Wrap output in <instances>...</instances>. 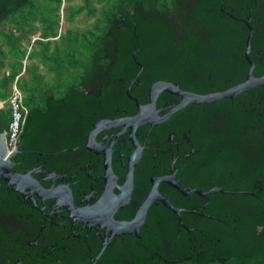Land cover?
I'll return each instance as SVG.
<instances>
[{"label":"water","instance_id":"water-1","mask_svg":"<svg viewBox=\"0 0 264 264\" xmlns=\"http://www.w3.org/2000/svg\"><path fill=\"white\" fill-rule=\"evenodd\" d=\"M180 10L194 34L118 13L101 82L45 98L11 153L0 123V264L264 254V0Z\"/></svg>","mask_w":264,"mask_h":264},{"label":"trees","instance_id":"trees-1","mask_svg":"<svg viewBox=\"0 0 264 264\" xmlns=\"http://www.w3.org/2000/svg\"><path fill=\"white\" fill-rule=\"evenodd\" d=\"M63 1L70 0H51L50 2L24 0L18 7L14 4L0 5V71L5 69L2 73L3 77L0 78V123L4 132L10 121L7 100L11 94L12 83L22 94L27 116L32 113L45 114V98H50V101L54 103L60 102L70 91L79 93L80 88L85 86L92 88L93 84L101 82L102 66L105 60L110 58L108 39L113 32L111 21H118V13L123 17L131 16L132 12H148L150 9L158 15L172 13L184 31L194 34L191 23L184 24L182 20L180 6L183 0H81L80 7L70 8L67 20L70 21L82 9H85L86 16L93 19L90 29L82 31L80 38L77 32L71 30L57 34L58 12ZM47 8L53 11L52 21L45 20L48 14ZM20 14L29 16L21 18ZM10 18L20 22H16V26L12 27L7 23ZM7 29L8 33H6ZM35 32L38 33V40L35 42L38 51L31 49L26 55L29 42L33 44L28 37ZM5 35L8 36L5 38ZM71 38L73 39L70 41ZM78 40L82 47L79 49L84 55L74 57L75 43ZM3 47H7V53L1 51ZM33 59L38 60V64L33 63ZM27 61L30 65L29 69L26 67ZM39 65L51 76L45 77L43 73L38 72ZM24 123L25 120L18 138L23 131ZM252 229L255 233H259L261 226L258 225ZM176 264L195 263L184 260ZM204 264L219 263L210 261ZM221 264H240V262L234 257H228ZM243 264H264V254L250 256L243 260Z\"/></svg>","mask_w":264,"mask_h":264},{"label":"built area","instance_id":"built-area-1","mask_svg":"<svg viewBox=\"0 0 264 264\" xmlns=\"http://www.w3.org/2000/svg\"><path fill=\"white\" fill-rule=\"evenodd\" d=\"M7 104L10 112V121L4 132L5 145L7 152H13L15 143L18 140V135L23 121L26 117V108L22 101V94L18 91L12 83L11 94L8 97Z\"/></svg>","mask_w":264,"mask_h":264},{"label":"flooded vegetation","instance_id":"flooded-vegetation-1","mask_svg":"<svg viewBox=\"0 0 264 264\" xmlns=\"http://www.w3.org/2000/svg\"><path fill=\"white\" fill-rule=\"evenodd\" d=\"M49 2L51 1V0H48ZM73 1H79V3L77 4V5H73ZM82 1L81 0H70V1H68V2H64L63 1V3H61V6H60V9H59V12H58V29H57V34H63L64 33V31L65 30H70V28L69 27H67V24L68 23H70L71 22V20L72 19H74L75 17H77V16H79V15H83V17L84 18H86L87 16H86V14H85V9H82L76 16H74L70 21H68L67 20V17H68V15H69V12H70V8H78V7H80L81 5H82V3H81ZM67 5L66 7L64 6V5ZM72 5V6H71ZM97 6V5H96ZM48 10H47V16H46V21H52L53 20V11H52V9L51 8H47ZM64 13H65V15H64ZM87 18H92V17H87ZM93 21V20H92ZM39 22L37 21V24H38ZM61 24H65L66 25V28H63V27H61L62 25ZM76 30H79V29H77V28H75ZM38 40V33L37 32H35V34H33V50H36V51H38V46L35 44V42ZM49 40V39H48ZM83 55H84V53H83ZM110 60V58L109 59H107V60H105V62L106 61H109ZM33 63H35V64H38V60H36V59H33ZM39 68V71L38 72H40V73H43L44 75H45V77L46 76H51L48 72H46V70L43 68V67H41L40 65L38 66ZM102 77H103V73H102ZM102 80V79H101ZM98 83H100V81H98L97 83H95V84H93L92 85V88H93V86L94 85H96V84H98ZM92 88H89V89H92ZM21 142H22V139H19V141H18V144H19V146H22V144H21ZM12 159H13V157L11 156L10 157V162L12 161ZM4 264H9L8 263V261L7 260H5L4 261ZM49 264H61L60 262H58V261H53L52 263H49Z\"/></svg>","mask_w":264,"mask_h":264},{"label":"rangeland","instance_id":"rangeland-1","mask_svg":"<svg viewBox=\"0 0 264 264\" xmlns=\"http://www.w3.org/2000/svg\"><path fill=\"white\" fill-rule=\"evenodd\" d=\"M78 3H79V1H73V5L74 6L77 5ZM64 6L66 7L67 5L65 4ZM64 15H65V13H64ZM20 16H21V18H23V17H27L29 15L28 14H20ZM92 20H93L92 18H84L83 15L81 14V15L75 17L74 19H72L71 22L67 24V27H69L71 31L77 32L78 33V36L80 38V34L82 33V31H87V30L90 29L89 27H91L90 25L92 24ZM16 22H20V21L19 20L17 21L15 18H10L7 21L8 25H11L12 27L16 26ZM61 25H62L61 27L66 28V25L65 24H61ZM75 28H77L79 30H76ZM6 36H8V35H5V38H6ZM3 39H4V35H3ZM72 39L73 38H71L70 41ZM4 43L6 44V42H4ZM6 46H7V44H6ZM79 48H82V47L80 46V42L78 40L75 43V50H74L75 51V55H74V57H79V55H83V52H81L82 50H80ZM1 51L3 53H7L8 49H7V47H3ZM25 61H26V59H25ZM26 67L28 69L30 68V65L28 64V61L26 62ZM4 71H5V69H2V71H0V75H1L0 78L3 77V74L2 73ZM21 81L22 80L20 79V83H21Z\"/></svg>","mask_w":264,"mask_h":264},{"label":"crops","instance_id":"crops-1","mask_svg":"<svg viewBox=\"0 0 264 264\" xmlns=\"http://www.w3.org/2000/svg\"><path fill=\"white\" fill-rule=\"evenodd\" d=\"M8 30V29H7ZM6 30V31H7ZM5 31V32H6ZM9 32V30L6 32V33H8ZM14 34H16L15 32H14ZM28 40L29 41H33V34H31L29 37H28ZM31 49H33V44L31 43L30 44V42H29V46L26 48V55H27V53L31 50ZM22 74V73H21Z\"/></svg>","mask_w":264,"mask_h":264}]
</instances>
